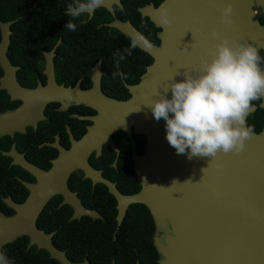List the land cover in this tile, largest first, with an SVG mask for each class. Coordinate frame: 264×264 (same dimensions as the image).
<instances>
[{"label": "flooded vegetation", "instance_id": "obj_1", "mask_svg": "<svg viewBox=\"0 0 264 264\" xmlns=\"http://www.w3.org/2000/svg\"><path fill=\"white\" fill-rule=\"evenodd\" d=\"M72 2L17 0V16L0 17L12 20L6 51L17 81L12 95L0 62V213L20 225L41 204L35 225L62 258L27 233L8 242L14 253L5 252L8 243L2 252L11 264H162L156 242L167 243L173 222L163 214L158 223L148 204V135L135 122L133 85L154 65L173 64L178 82L195 75L219 43L213 30L246 42L242 6L238 1L235 27L234 16L231 24L220 21L230 0H103L72 32L64 28ZM161 6L170 26L160 23ZM253 8L264 26V6ZM171 26L173 51L166 53ZM132 33L152 50L132 47ZM246 43L264 60V45ZM246 124L264 129V98L252 102Z\"/></svg>", "mask_w": 264, "mask_h": 264}, {"label": "water", "instance_id": "obj_2", "mask_svg": "<svg viewBox=\"0 0 264 264\" xmlns=\"http://www.w3.org/2000/svg\"><path fill=\"white\" fill-rule=\"evenodd\" d=\"M238 1L244 13L241 28L245 30L246 42L252 39L256 45L263 46L264 26L254 17L253 6H264V0H230L235 27ZM10 22L12 20L0 19V62L5 69L2 85L15 95L14 66L6 51ZM139 37L143 36L132 33L134 43L151 51L152 47L144 44L146 39ZM173 39L174 30L166 53L173 51ZM167 60L174 61V58ZM146 77V81L133 85L132 104L135 122L140 121L148 135L144 153V171L149 174L148 204L158 223L163 214L169 215L173 222L166 231L167 243L156 242L165 256L160 262L264 264V129L246 140V147L239 155L218 153L214 159L196 156L189 159L187 150L185 154H177L166 140V122L162 118L157 121L145 105L158 99L159 94H165L164 89L173 80L178 82L176 69L173 64L154 65L146 72ZM166 95L171 98L170 91ZM40 205L29 215H23L20 225L17 216L6 217L0 213V253L4 244L27 233L38 245L47 248L51 256L62 258V251L52 243L50 236L35 225Z\"/></svg>", "mask_w": 264, "mask_h": 264}, {"label": "clouds", "instance_id": "obj_3", "mask_svg": "<svg viewBox=\"0 0 264 264\" xmlns=\"http://www.w3.org/2000/svg\"><path fill=\"white\" fill-rule=\"evenodd\" d=\"M102 4L103 0H73L66 6L65 15L71 19L64 28L76 31L75 21L83 23L81 18L91 15ZM158 12L160 23L170 26L168 10L161 6ZM234 15L228 4L222 9L221 23L231 24ZM210 36L219 39V43L201 59L195 75L184 73L179 82L172 78L165 94L145 104L157 121L162 118L166 122L169 145L177 154H185L187 150L189 159L194 156L214 159L218 153L241 154L246 140L254 134V128L246 124L252 102L264 98V70L260 67L264 60L259 49L243 41L233 44L227 38H219L214 30ZM144 44L151 47L147 40ZM135 46L133 43L132 47ZM169 91L171 98L166 95ZM0 264H10L4 253H0Z\"/></svg>", "mask_w": 264, "mask_h": 264}, {"label": "trees", "instance_id": "obj_4", "mask_svg": "<svg viewBox=\"0 0 264 264\" xmlns=\"http://www.w3.org/2000/svg\"><path fill=\"white\" fill-rule=\"evenodd\" d=\"M17 16V0H0V17L4 19L14 18ZM17 22L12 24L16 28ZM14 242L8 243L5 246L6 253H14Z\"/></svg>", "mask_w": 264, "mask_h": 264}]
</instances>
